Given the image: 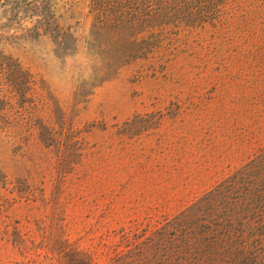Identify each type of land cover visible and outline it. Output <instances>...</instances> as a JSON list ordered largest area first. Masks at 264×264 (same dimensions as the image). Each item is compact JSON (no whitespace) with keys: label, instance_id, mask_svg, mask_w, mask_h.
Instances as JSON below:
<instances>
[{"label":"rangeland","instance_id":"obj_1","mask_svg":"<svg viewBox=\"0 0 264 264\" xmlns=\"http://www.w3.org/2000/svg\"><path fill=\"white\" fill-rule=\"evenodd\" d=\"M54 5L68 38L0 47L12 58L0 60V264H59L44 249L91 264H264V0L106 81L91 66L111 48L87 10ZM122 40L154 45L138 28Z\"/></svg>","mask_w":264,"mask_h":264},{"label":"trees","instance_id":"obj_2","mask_svg":"<svg viewBox=\"0 0 264 264\" xmlns=\"http://www.w3.org/2000/svg\"><path fill=\"white\" fill-rule=\"evenodd\" d=\"M55 1L0 0V18H3L0 28L3 26V29L6 30L0 31V47L7 41L18 40L19 37L30 40H36L41 36L62 40L68 38L69 34L65 37L66 33L60 30L57 19H55ZM75 1L82 4L87 10L88 16L92 18V33L95 32L96 37L100 39L105 38L104 46L108 49L111 48L109 53H97L91 66L92 76L99 75L102 81H106L127 65L130 57L141 58L152 51L161 52L167 56L168 50L164 45L179 39L180 33L192 32L209 26L215 27L221 22L223 14L228 9H232L246 0ZM24 23H29L31 27L23 26ZM125 27L138 28L143 35H152L154 45L138 47L135 42H132L133 49H125L122 40V30ZM101 46L103 45H99V47ZM1 59L12 61V58L5 57L0 49ZM17 70L20 72V68ZM8 83L9 94L12 98L17 94L19 86L15 81H8ZM3 97L6 99L5 95ZM37 250L22 249L20 255L23 254L25 258L29 252L36 253ZM42 251L44 256L47 255L45 258L55 259L59 264H91L87 253L46 249ZM185 255L186 249H180L173 251L170 258H174L177 262V260L182 261Z\"/></svg>","mask_w":264,"mask_h":264}]
</instances>
